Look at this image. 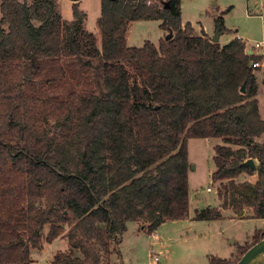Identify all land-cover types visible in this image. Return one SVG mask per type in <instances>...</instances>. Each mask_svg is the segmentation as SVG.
<instances>
[{"label":"trees","instance_id":"16d2710c","mask_svg":"<svg viewBox=\"0 0 264 264\" xmlns=\"http://www.w3.org/2000/svg\"><path fill=\"white\" fill-rule=\"evenodd\" d=\"M85 18L73 5L63 20L56 0L0 1V264H31L58 238L67 250L48 264H111L128 223L153 233L186 219L190 139L222 142L211 173L222 208L264 219V70L261 113L245 41L197 34L180 0H100L99 38ZM141 20L172 37L128 46ZM248 159L257 180L236 183L254 173ZM262 238L209 263L235 264Z\"/></svg>","mask_w":264,"mask_h":264},{"label":"rangeland","instance_id":"374dc122","mask_svg":"<svg viewBox=\"0 0 264 264\" xmlns=\"http://www.w3.org/2000/svg\"><path fill=\"white\" fill-rule=\"evenodd\" d=\"M1 1V0H0ZM31 2V0H28ZM63 20H72V6L85 13L84 27L99 38L96 21L100 16V0H56ZM181 22H190L197 33L202 31L213 38L216 19L220 18L223 33L218 44L222 47L234 38H241L250 48L255 43H264V0H180ZM161 21L133 22L127 34V45L141 47L145 41L158 45L168 33L160 28ZM258 87L262 89V72H255ZM259 108L263 100L259 96ZM220 139H190L187 142L189 212L179 221H168L156 231L149 233L146 225L128 223L118 246V254L112 256L111 264H210L211 258L234 261L240 255V248L253 243L255 232L264 230V219H253L244 208H222L218 198V185L211 181L214 170L212 161L214 147L221 145ZM256 170L252 175L241 174L235 181L255 183ZM210 189L207 192V189ZM229 203V200H228ZM207 206L219 208L221 219L194 220V210ZM67 242L56 239L44 243L41 250L33 251L34 264H47L51 253L64 252ZM158 258V262L154 261Z\"/></svg>","mask_w":264,"mask_h":264},{"label":"water","instance_id":"95a60500","mask_svg":"<svg viewBox=\"0 0 264 264\" xmlns=\"http://www.w3.org/2000/svg\"><path fill=\"white\" fill-rule=\"evenodd\" d=\"M73 2H77V0H72ZM219 27H216V32L213 38H210V41L212 43H217L218 42V38H219ZM172 37L171 33H168L165 36L166 40H169ZM247 55H252V51L248 50L247 51ZM241 93H244V86L241 87L240 89ZM242 167H247L250 168L251 170H256V165L254 160L252 159H248L246 161H244L242 164ZM242 212L239 211L238 214H241ZM262 252H264V238L260 239L257 243L253 244L242 256L241 258L235 263V264H253L254 259H256V257L261 254ZM254 264H264V260L260 261V262H256Z\"/></svg>","mask_w":264,"mask_h":264},{"label":"built area","instance_id":"2783aa9c","mask_svg":"<svg viewBox=\"0 0 264 264\" xmlns=\"http://www.w3.org/2000/svg\"><path fill=\"white\" fill-rule=\"evenodd\" d=\"M246 50H251L252 55H254L257 60L251 63V67L253 69V72L263 71L264 70V43H255L252 47L248 48L246 47ZM210 189H207V192H209ZM154 261L158 262V258L154 257Z\"/></svg>","mask_w":264,"mask_h":264},{"label":"crops","instance_id":"0c3cea01","mask_svg":"<svg viewBox=\"0 0 264 264\" xmlns=\"http://www.w3.org/2000/svg\"><path fill=\"white\" fill-rule=\"evenodd\" d=\"M185 23H187V22H185ZM185 23H182V24H185ZM188 23H190V22H188ZM191 24V23H190ZM191 26H192V24H191ZM192 28L195 30V28L192 26ZM196 32V31H195ZM203 32V31H202ZM197 33V32H196ZM204 33V32H203ZM197 34H199V33H197ZM205 34V33H204ZM206 35V34H205ZM207 36V35H206ZM209 39H210V37H208ZM258 89H259V91H258V96H257V100H258V98H259V96L262 98V100H263V87H262V89H260L259 87H258ZM258 104H259V100H258ZM261 111V113H262V111H263V103H262V109L260 110ZM61 239V238H60ZM65 240V239H64ZM66 241V240H65ZM42 248H43V246H42ZM41 248V249H42ZM40 249V250H41ZM67 250V249H66ZM65 250V251H66ZM33 251H35V250H32L31 251V254H30V256H31V260H32V263L31 264H34V259H33ZM39 251V250H38ZM55 253H51V255L53 256ZM51 256V257H52ZM51 260V259H50ZM50 260L47 262V264L50 262Z\"/></svg>","mask_w":264,"mask_h":264},{"label":"bare ground","instance_id":"6f19581e","mask_svg":"<svg viewBox=\"0 0 264 264\" xmlns=\"http://www.w3.org/2000/svg\"><path fill=\"white\" fill-rule=\"evenodd\" d=\"M262 260H264V252H262L261 254H259V255L256 257V259H254L253 264L256 263V262H260V261H262Z\"/></svg>","mask_w":264,"mask_h":264}]
</instances>
